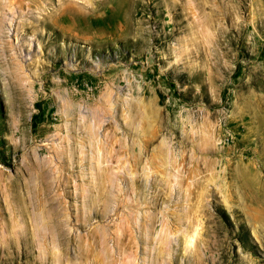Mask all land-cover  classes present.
Masks as SVG:
<instances>
[{"label":"rangeland","instance_id":"obj_1","mask_svg":"<svg viewBox=\"0 0 264 264\" xmlns=\"http://www.w3.org/2000/svg\"><path fill=\"white\" fill-rule=\"evenodd\" d=\"M84 124L138 181L107 208ZM196 262L264 264V0H0V264Z\"/></svg>","mask_w":264,"mask_h":264},{"label":"bare ground","instance_id":"obj_2","mask_svg":"<svg viewBox=\"0 0 264 264\" xmlns=\"http://www.w3.org/2000/svg\"><path fill=\"white\" fill-rule=\"evenodd\" d=\"M16 1H22V0H15V2ZM4 27V26H3ZM1 29H3L2 27H1ZM19 31V30H18ZM18 35V34H17ZM22 38V37H21ZM18 40H19V36H18ZM27 45H28V47H27V49H26V55L27 56H30L32 53H31V49H32V47H33V42L32 41H27ZM21 44H23V43H21ZM23 67V68H22ZM22 67H20V69L18 68L17 69V71H16V74H15V77L17 78V82L19 81H21V82H23V81H27V78L28 77H30V76H27V73H25V71H24V66H22ZM21 69H23V70H21ZM16 82V83H17ZM18 82V83H19ZM19 86V85H18ZM22 86V84L20 85V87ZM23 88H25V87H23ZM21 90V89H20ZM25 90V89H24ZM19 91V90H18ZM20 92V91H19ZM21 93V92H20ZM19 93V94H20ZM21 96H23V94H20ZM124 104V103H123ZM20 105H22L21 103H20ZM19 111H22V110H20L19 109ZM72 113V112H71ZM103 114V113H102ZM100 115V114H99ZM102 118H103V116H101ZM82 118V117H81ZM91 118H92V116H91ZM95 118V117H94ZM96 119H97V117H96ZM98 119H100V117L98 118ZM96 124H98V123H96ZM81 126V125H80ZM84 126H85V131H84V134H86V136L84 137V138H82V145L81 146H79V144H78V148H74V146H72V147H70V148H66L65 149V151H66V155H67V160L68 161H72L73 163H74V161H75V159H74V157H76V155L79 153L80 155H81V158H79V160L81 159V162H83V160L84 161H86V160H88V159H91L90 161H92V160H94V159H96V165H97V168H98V171H97V173H96V175H94V177H92V179H93V181L95 180V182H93L92 184H91V186H90V188L88 189V191H91V192H93V193H95V195H93L94 197H93V202L95 203H97V202H101V201H103V203H104V207L105 208H107V207H109L110 205H111V203H112V200H115V199H117V195H115V193L116 192H118V193H121V195H123V194H125L126 193V185H124V184H127V190L129 191V190H133V192L134 191H137V190H135L134 188H136L135 187V185H136V181L137 180H135V178H134V176H133V174L134 173H130V178L128 179L127 177H126V175H128L129 173L128 172H126V170H122L123 172L119 175V173H114L112 170H111V168L110 167H107V166H105V167H100V163H101V161H103L105 158H106V155H105V151H104V143L103 144H101L99 147L96 145V147H98L97 149H96V147H95V142H94V139H98V136H99V134H97L98 133V131L97 132H95L94 130H93V127H92V125L91 124H84ZM67 127H68V125H67ZM97 127V126H96ZM60 130H62V129H60ZM128 133V132H127ZM67 135H68V133H67ZM140 135V134H139ZM78 136V135H77ZM101 136V135H100ZM65 137V136H64ZM68 137H70L69 135H68ZM67 137V138H68ZM71 137H72V135H71ZM82 137V136H81ZM61 138V137H60ZM63 138V137H62ZM64 139V138H63ZM69 139H71V138H69ZM73 139V138H72ZM79 139H80V137H79ZM61 140V139H60ZM65 141V140H64ZM71 141V140H70ZM79 141V140H78ZM98 141V140H97ZM115 141H117V140H115ZM138 141V140H137ZM136 141V142H137ZM51 142H52V140H51ZM65 142H67V141H65ZM68 142H69V140H68ZM74 142V141H73ZM76 142V141H75ZM135 142V141H134ZM135 142V143H136ZM78 143V142H77ZM76 143V144H77ZM102 143V142H101ZM109 144V143H108ZM121 144V143H120ZM137 144V143H136ZM138 144H139V141H138ZM137 144V145H138ZM63 145V144H62ZM66 145V144H65ZM68 145V144H67ZM71 145V144H70ZM73 145V144H72ZM58 146V145H57ZM60 147H61V145H59ZM58 146V147H59ZM77 146V145H76ZM86 146H88L89 147V149L91 150V152L93 153H90V151L88 150V151H86L84 148L86 147ZM119 146H121L122 147V145H119ZM64 147H66V146H64ZM121 147H119V149L118 150H116V151H114V153H112L111 151L109 152L110 153V156H111V158H115V157H117L118 155H117V153L119 154V152L121 153V151H120V149H121ZM132 147V146H131ZM134 147V146H133ZM62 149H63V147H62ZM126 149H128V148H126ZM133 149V148H132ZM64 150V149H63ZM62 151V150H61ZM126 152V151H125ZM134 152V151H133ZM132 152V153H133ZM57 153H58V151H57ZM56 153V154H57ZM77 153V154H76ZM90 155H89V154ZM102 153V159L100 158L101 156H100V154ZM62 154H64V153H62ZM76 154V155H75ZM78 154V155H79ZM88 154V155H87ZM91 154H92V156H91ZM128 154H130V153H128ZM60 153H58V156L59 157H63V155H61ZM65 155V154H64ZM65 155V156H66ZM75 155V156H74ZM98 155V156H97ZM89 156H91V157H89ZM78 157V156H77ZM138 157V156H137ZM65 158V157H64ZM139 158V157H138ZM158 158V157H157ZM74 159V160H73ZM161 160H162V158H160ZM164 159L166 160V158L164 157ZM59 160H60V158H59ZM65 160V159H64ZM66 160V161H67ZM165 160H164V163H165ZM168 160V159H167ZM135 161H136V159H135ZM36 162V161H35ZM62 162H64V164H65V161H62ZM80 162V161H79ZM80 162V163H81ZM166 162H169V161H166ZM32 163V162H31ZM40 163V162H39ZM38 163V164H39ZM42 163V162H41ZM40 163V164H41ZM47 163V162H46ZM53 163V162H52ZM84 163V162H83ZM86 163H87V161H86ZM91 163L92 162H90V165H91ZM135 164H136V162H134ZM42 164H44V163H42ZM62 164V163H61ZM88 164V163H87ZM168 164V163H167ZM33 165V166H32ZM68 165V164H67ZM81 165H83L82 163H81ZM86 165V164H85ZM169 165V164H168ZM30 166H32V167H35V168H37V172H38V176H37V181L38 182H36V183H34V182H32V179H33V176L34 175H32L33 174V172L32 173H30V176H29V180L28 181H26V188L28 189V197H29V200H30V204H28V208H31V212H30V214L32 215V217H31V221H32V226H33V228L34 229H41V228H43L45 225H44V221H43V217H42V214H41V212L40 213H36L35 211L37 210V209H39L42 205H43V203H48L49 204V206H50V213H52V217L53 218H51L52 219V221L55 219L54 218V215H55V213H53L54 211H55V208H54V206L52 205V198L51 197H48L47 195H48V193H47V191H48V188H47V185H46V183L44 182V181H46L45 179L46 178H50V176L49 175H47V177H46V174H48L50 171H47L46 169L47 168H45V170L47 171H45L44 170V168L42 167V166H38L37 165V162H36V164L35 163H33V164H30ZM57 166V165H56ZM62 167H64L63 165H61ZM163 167H164V165H162ZM32 167H31V169H32ZM58 167L60 168V166L58 165ZM66 167V166H65ZM30 168V167H29ZM35 168H33L34 170H35ZM89 168V167H88ZM124 168V167H123ZM166 168V167H165ZM165 168H164V170H165ZM58 169V168H57ZM57 169H53V170H57ZM58 170H60V169H58ZM127 170H128V168H127ZM130 170V169H129ZM162 170V169H161ZM163 171V170H162ZM166 172V171H165ZM138 173V172H137ZM144 173V172H143ZM168 173V172H167ZM167 173H163L164 174V176H167L168 174ZM35 174V173H34ZM160 174H162V173H160ZM32 175V176H31ZM36 175V174H35ZM138 175V174H137ZM137 175L135 174V176L137 177ZM147 176V175H146ZM169 176V175H168ZM149 177V176H148ZM36 178V177H35ZM164 178H166L167 179V177H164ZM163 179V178H162ZM48 181H49V179H47ZM161 180V179H160ZM168 180V179H167ZM167 180H165L166 182H169L168 184H170V181H167ZM148 181V180H147ZM146 182V181H145ZM32 183H34L33 185H32ZM137 183H138V181H137ZM174 185V184H173ZM173 185H171V187L173 186ZM177 185L179 186V187H181V182H178L177 183ZM183 185V184H182ZM85 187V186H84ZM88 187V186H87ZM170 188V187H169ZM182 188V187H181ZM197 188H199V184L197 185ZM138 189V188H137ZM124 191H125V193H124ZM127 191V193L126 194H128L129 192ZM182 192V191H181ZM37 193V194H36ZM87 193V192H86ZM137 193V192H136ZM141 193V192H140ZM40 196H39V195ZM181 194H183V193H181ZM191 194H192V192H191ZM185 195V194H184ZM124 196V195H123ZM126 196V195H125ZM187 196L188 195H186L185 196V198H187ZM38 197H40V198H38ZM41 197H44L45 198V200H44V202L43 201H41L40 199H42ZM83 197H84V195H83ZM37 198H38V200H37ZM115 198V199H114ZM57 199V198H56ZM126 200V199H125ZM125 200L123 199V198H120L119 197V199L117 200V201H119V204H121L120 202H122L123 203V201L125 202ZM188 200H190V198L188 199ZM127 202H128V199H127ZM126 205H128L127 203H125ZM95 205V204H94ZM124 205V204H123ZM44 206H45V204H44ZM48 206V205H47ZM60 206V205H59ZM129 206V205H128ZM40 211V210H39ZM188 214V213H187ZM148 215V214H147ZM162 215V214H161ZM124 216V215H123ZM130 217V219L132 218L131 217V215H129ZM188 216H190L189 214H188ZM128 217V216H127ZM165 217V216H164ZM156 218V217H155ZM147 219H149V221H147ZM146 220H145V225H147L146 226V229H144L145 230V232L147 233L150 229V218H147ZM178 219V218H177ZM155 220V219H154ZM189 220V219H188ZM179 221V220H178ZM178 221H175V222H178ZM129 222H130V220H129ZM154 222V221H153ZM153 222H152V224H153ZM131 223V222H130ZM125 224V223H124ZM129 224V223H128ZM167 224V223H166ZM191 224V223H190ZM121 225L123 226V223H121ZM130 225V224H129ZM118 226H120V225H118ZM125 227L127 226V225H124ZM150 226V227H149ZM152 226H154V225H152ZM170 226V225H169ZM149 227V228H148ZM102 230H103V228H102ZM123 230V229H122ZM169 230V229H168ZM35 231V230H34ZM151 231V230H150ZM35 232H37V231H35ZM163 232H164V230H163ZM103 233V232H102ZM144 233V232H143ZM149 233V232H148ZM161 233V232H160ZM46 234V233H45ZM165 234V233H164ZM140 235V234H139ZM201 236V235H200ZM107 237V236H106ZM165 237H167V236H165ZM165 237H162V239H160L159 238V243H160V245L163 247V245L167 242V239H170V238H165ZM186 237V236H185ZM184 237V238H185ZM38 238V237H37ZM151 238V237H150ZM199 238V237H198ZM42 239V238H41ZM145 240V239H144ZM158 240V239H157ZM200 240V239H199ZM158 243V242H157ZM200 243V242H199ZM106 244V243H105ZM147 244V243H146ZM156 244V243H155ZM168 244V243H167ZM166 245V244H165ZM164 245V246H165ZM169 245V244H168ZM159 247V248H162V247ZM198 246H199V244H198ZM106 247V246H105ZM149 247V246H148ZM196 247H197V245H196ZM165 248H167V247H165ZM164 248V249H165ZM170 249V248H169ZM197 249H198V247H197ZM196 249V250H197ZM145 250V249H144ZM154 250V249H153ZM158 250V249H157ZM156 250V251H157ZM102 251V250H101ZM105 251V250H104ZM108 251V250H107ZM148 251V250H147ZM159 251V250H158ZM167 251H168V249H167ZM198 251H199V249H198ZM103 252V251H102ZM164 252H166V251H164ZM201 252V251H200ZM104 253L105 252H103V254H101V255H103V257H104V260H105V256H104ZM158 253V252H157ZM194 253V252H193ZM107 254V256H106V258H108V253H105V255ZM150 254V253H149ZM156 254V253H155ZM165 254V253H164ZM191 254H192V252H191ZM160 255H162V251H161V254ZM196 255L197 256H199L198 255V252L196 253ZM200 255H202V253L200 254ZM155 257H157L156 255H155ZM164 257V256H163ZM202 257H203V255H202ZM146 258V257H145ZM158 259V258H157ZM201 259V258H200ZM199 259V260H200ZM204 259V258H203ZM202 259V260H203ZM163 260V259H162ZM202 260H201V263H203L202 262ZM143 261V260H142ZM146 261V260H145ZM164 261V260H163ZM138 263V262H137ZM144 263V262H143ZM155 263V262H154ZM197 264H199L198 262H196ZM195 263V264H196Z\"/></svg>","mask_w":264,"mask_h":264}]
</instances>
